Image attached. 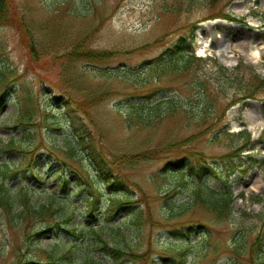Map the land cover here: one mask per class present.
Masks as SVG:
<instances>
[{"label": "rangeland", "instance_id": "374dc122", "mask_svg": "<svg viewBox=\"0 0 264 264\" xmlns=\"http://www.w3.org/2000/svg\"><path fill=\"white\" fill-rule=\"evenodd\" d=\"M14 2L35 51L31 59L18 30L0 25V73L8 74L0 148L22 137L0 150V164L15 168L0 183L14 197L11 207L0 200V264H175L181 257L185 264H252L250 248L264 231V93L230 106L237 89L221 95L215 72L217 63L232 71L243 61L264 75V0L219 6L245 23L209 20L204 1L192 7L189 0ZM180 39L187 53L204 51L190 71L182 70L186 57L171 52ZM195 75L217 95L221 118L208 132L213 117L203 125L184 109L170 115L167 105H157L195 101ZM21 100L29 127H14ZM133 105L146 106L140 118L132 116ZM197 125L203 134L193 139ZM84 127L93 155L115 175L114 167L123 172L130 188L107 189L88 148L75 139ZM244 131L250 138L239 136ZM138 155L146 159L129 162ZM183 157L188 166L181 170L168 164ZM79 173L94 190L79 182ZM224 180L235 200L219 220L202 204L206 192L199 185L223 190ZM113 195L134 204L114 208ZM89 196L97 221L87 212ZM52 202L42 217L35 213ZM76 226L79 238L71 232Z\"/></svg>", "mask_w": 264, "mask_h": 264}, {"label": "trees", "instance_id": "16d2710c", "mask_svg": "<svg viewBox=\"0 0 264 264\" xmlns=\"http://www.w3.org/2000/svg\"><path fill=\"white\" fill-rule=\"evenodd\" d=\"M190 1V6L192 7L195 3L202 2L204 1V4L206 7H208L209 12H210V17L209 20L213 19H225L229 20L232 22H240V23H245L244 18H239L236 17L232 14H227L221 12V9L219 6H221L225 1H227L226 4H224V7H227L230 5V3L234 0H189ZM10 25L13 26L16 30L21 35L22 43L26 46V49H29V56L31 59L33 58L34 51H35V45H33V36L31 34V30L29 29L28 26H26L21 18L19 17V12L16 8L14 0H0V25ZM195 33L196 29L194 28L191 33L190 37V43L191 46L194 47V39H195ZM183 39H180L178 43L173 47L172 53L176 55H183L186 57L185 64L182 67V70L184 71H190V68L193 63H200L202 60L197 59L193 54H189L184 50L183 47ZM100 58V57H99ZM165 65L168 66L169 63L165 62ZM174 70H181V68L175 67ZM215 74L218 76L219 83L221 84V81H223V85H219V93L228 95L226 92L229 91L230 89H237L236 92H234V95L238 99H234L232 97V101L230 103V106H236L238 104H243L245 101L248 100H256L258 96V91H261V93H264V75H260L257 73L255 67L252 65L246 64L243 61H240L239 65L233 69L232 71L229 70L228 68L224 67L221 64L217 63L216 66V72ZM7 81H8V74L5 71H2L0 73V104L5 100L8 94V88H7ZM193 85H195L196 90L198 91V98H196L195 101H191V103H181L176 102L174 98L168 99V100H163L161 102H158L159 104H165L168 106V113L170 115L177 114L180 109H184V112L187 114V117L189 119H194L195 121H205V124L203 125H208V121L210 118L216 119V123L212 126H208L204 130L205 132L211 131L212 127L215 125L219 124V120L221 116L218 115V111L215 108V102L217 95L213 93V90L211 89V84L208 82V80H203L200 79L199 76L195 75L194 79L192 81ZM4 86V87H3ZM228 97V96H227ZM19 109H17V119L14 122V127H19V126H25L29 127L31 126V116L29 112L27 111L28 105L27 102L24 101H19ZM145 105H133L132 107V116H137L140 118L141 114H143L144 108H146ZM161 107V106H160ZM132 118V117H131ZM200 125H197V131L193 135V139L196 138L198 139L203 132L198 131ZM204 128V126H201ZM20 128V127H19ZM91 131H89L87 128H81L76 131V141L78 142V146H81L83 149L89 150V160L92 163V166H94L97 171L100 173V176L102 178V181L105 182V185L108 190H116V191H123L129 188L128 181L124 178H127L126 175L123 174V172H118L116 171L117 167H114V171L117 172V175H115L112 170H108L105 167V162H101V160L97 159L96 156L93 154V149H92V136H91ZM247 134L250 138V135L245 131L239 136H244ZM19 139H22L19 138ZM19 139H15V137L11 138L9 140V144L5 146V148H0V150H5L6 148H9L10 146L14 145V142L16 143L17 141H20ZM264 140V133H263V138ZM125 160L124 158H122ZM135 159L140 161V160H145L146 158L144 156L138 155L135 158H130L129 162L133 163L135 162ZM12 163H2L0 164V183H2V180L7 177L9 174L13 173L15 171V168L11 167ZM173 166L175 170H181L184 167L188 166V163L186 162L185 157L181 159H176L172 163H168ZM15 166V165H14ZM169 174L175 175L174 171L170 172ZM79 178V182L82 185H86L89 189H93V184L91 180L87 177H83L80 173L77 175ZM65 180V179H64ZM223 184L225 185L223 190L219 189H214L211 187L204 186V184H200L199 187L201 190L203 188L205 194V198L201 199V202L206 209H210L214 213H219V220H222L224 218H227V216L230 213H227L229 210H232V204L234 203V195L231 192V188L229 186L228 181L224 180ZM68 183L63 181L61 183V188L63 190V193H65V187H67ZM226 187V188H225ZM10 191L7 189V187L3 184H0V200L2 203L4 201H7V205L11 207L9 200H13L14 197H10ZM124 199V200H123ZM241 199L246 200V197L244 194L241 195ZM95 198L93 196H89L86 199L87 202V212L90 217H94L95 220L97 221V216L95 214L96 211V205H95ZM129 199L125 198V196L119 197L118 195H113V198L111 200V206L112 207H118L120 205H133L134 203L128 201ZM56 201V198L53 197V202ZM257 203H260L261 200L255 199ZM53 202L50 203L49 205L44 204L41 210H34L35 213L39 214L42 217V211L47 212L48 210L52 209L53 207ZM71 220V219H70ZM79 231V227L76 226L73 228L71 231L77 238H79L81 235H77V232ZM45 232V231H44ZM44 232L42 233H37L34 235V237L40 236L41 234H45ZM33 237V238H34ZM189 237V235L185 234V238ZM184 249L188 250V246L184 245ZM54 246V250H55ZM111 252H114L115 255L120 254V255H129L131 254L125 253L124 251L121 250V248H115L111 247L110 248ZM241 250L237 249L236 254L239 255L241 254ZM50 258H53V255L51 254L49 256ZM253 258L252 264H264V231H259L257 238L254 242V244L250 248V259ZM92 263V262H91ZM177 264V263H175ZM178 264H185V260L183 257H181L180 261Z\"/></svg>", "mask_w": 264, "mask_h": 264}, {"label": "bare ground", "instance_id": "6f19581e", "mask_svg": "<svg viewBox=\"0 0 264 264\" xmlns=\"http://www.w3.org/2000/svg\"><path fill=\"white\" fill-rule=\"evenodd\" d=\"M203 52L204 51L201 49L199 53H202L203 54ZM202 54H200V55H202ZM234 127L238 128L236 124H234Z\"/></svg>", "mask_w": 264, "mask_h": 264}]
</instances>
